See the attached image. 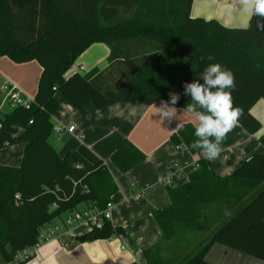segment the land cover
<instances>
[{
	"label": "trees",
	"instance_id": "1",
	"mask_svg": "<svg viewBox=\"0 0 264 264\" xmlns=\"http://www.w3.org/2000/svg\"><path fill=\"white\" fill-rule=\"evenodd\" d=\"M191 2L0 0V57L41 66L35 103L30 108H8L0 115V148L25 144L18 166L0 165L4 263L35 244L43 226L82 204L103 207L117 190L105 162H90L76 151L59 155L50 143L57 94L79 109L87 103L100 108L127 93L169 101V92H174L180 97L175 106L185 109L192 100L185 95L184 84L198 80L209 63H220L234 74L233 106L241 109L237 123L250 133L260 128L250 109L264 96V19L251 15L246 27L226 28L213 19L191 18ZM118 7L132 8V13L119 17ZM170 37L173 43H163ZM128 39L154 41L156 53L136 60L125 54L128 61L115 62L116 45ZM94 42L109 46L108 67L67 75ZM195 127L181 124L170 140L196 154L200 149L192 147ZM259 142L264 148V136ZM144 159L126 139L110 156L121 172ZM197 164L187 182L169 189L170 204L153 213L161 235L142 251L145 263L213 264L206 255L215 243L264 262V152L247 155L229 177L213 174L202 159ZM177 229H199L207 236L186 253H165ZM120 233L122 229L106 221L101 229L88 230L77 239L90 242Z\"/></svg>",
	"mask_w": 264,
	"mask_h": 264
},
{
	"label": "crops",
	"instance_id": "2",
	"mask_svg": "<svg viewBox=\"0 0 264 264\" xmlns=\"http://www.w3.org/2000/svg\"><path fill=\"white\" fill-rule=\"evenodd\" d=\"M122 9L117 8L119 17H128L132 13V8L128 11ZM250 16L243 11L241 0H192L190 7L191 18L213 19L226 28H244ZM167 26L171 27V24L167 23ZM165 40L163 43L166 44L175 41L172 37ZM116 46L114 61L119 62L128 61L125 54L134 60L151 57L156 53L157 44L150 40L128 39ZM109 54L110 48L106 43L94 42L76 58L66 74L70 75L75 70L86 73L93 68L105 69L109 65ZM15 64L18 63L0 57V73L17 86L21 84L30 89L17 73L22 74L30 67L37 71L38 83L41 66L36 61L22 63L25 65ZM24 88L21 90L27 93ZM36 90L37 87L32 90L33 95H27L34 97ZM56 97L59 106L51 115V121L53 126H61L62 129L52 131L49 141L59 155L76 151L90 162L102 160L106 163L117 188L110 196L113 203L110 223L122 229V233L108 239L80 242L77 237L84 230L74 229L63 244L47 243L37 249L31 259L21 264H146L142 251L154 244L161 235L153 213L170 204L169 189L187 182L188 174L198 167V159H202L213 174L229 177L247 155L264 152L259 142V138L264 136V96L250 109L260 122V128L250 133L236 122L221 141L218 156L212 160L202 157L200 150L193 155L172 143L170 135L181 124L198 126V121L184 108L171 105L174 119L170 123L167 118L161 120L155 113V107L166 100L151 96L140 99L127 93L121 99L100 108L87 103L76 109L63 96L57 94ZM70 126H73L72 130L68 129ZM125 139L140 150L145 159L128 171L121 172L111 163L110 156ZM13 147L18 149L12 150V145L0 149V165L20 164L25 144L19 143ZM16 153L19 158L15 162H7ZM83 206L86 205L78 207ZM62 219L51 223H58ZM190 231L181 232L185 234ZM210 252H218L215 255L217 260L206 257L213 264H264L218 243L212 245L207 255Z\"/></svg>",
	"mask_w": 264,
	"mask_h": 264
},
{
	"label": "clouds",
	"instance_id": "3",
	"mask_svg": "<svg viewBox=\"0 0 264 264\" xmlns=\"http://www.w3.org/2000/svg\"><path fill=\"white\" fill-rule=\"evenodd\" d=\"M243 11L264 19V0H241ZM212 57H209L211 60ZM202 81V82H201ZM234 88V74L220 63H209L198 80L184 84L185 95L191 97L192 103L184 111L193 115L198 121L194 136L197 138L192 147L200 149L202 157L212 160L220 152V144L241 115V109L233 106L231 90ZM169 101H162L156 108L161 120L167 118L170 123L175 113L179 95L169 92Z\"/></svg>",
	"mask_w": 264,
	"mask_h": 264
},
{
	"label": "built area",
	"instance_id": "4",
	"mask_svg": "<svg viewBox=\"0 0 264 264\" xmlns=\"http://www.w3.org/2000/svg\"><path fill=\"white\" fill-rule=\"evenodd\" d=\"M34 103V97L25 94L19 86L0 73V110L4 105L8 108L14 106L30 108ZM61 129V126L52 127L53 131H60ZM68 129L72 130L73 126H70ZM112 209L113 203L109 200L103 207L86 205L67 212L65 218L60 222L43 226L40 229L37 242L18 250L14 254L12 261L5 264H18L33 257L37 249L44 244L50 242L63 244L66 237L74 229L84 230V232L92 229H101L106 221L110 222Z\"/></svg>",
	"mask_w": 264,
	"mask_h": 264
},
{
	"label": "rangeland",
	"instance_id": "5",
	"mask_svg": "<svg viewBox=\"0 0 264 264\" xmlns=\"http://www.w3.org/2000/svg\"><path fill=\"white\" fill-rule=\"evenodd\" d=\"M25 64H27V63H25ZM25 64L18 63V64H15V65H25ZM28 65H31V64H28ZM35 65L38 66V64H35ZM17 73H18V76L20 78L25 80V82L28 85V87L30 86L31 88L30 89L29 88H24L23 85H21L17 81L16 82L20 84L19 86L22 89L24 88L27 91V93L24 91L26 94L33 95L32 90L37 87V84H36L37 83V77H38L37 71H33L32 68L27 67L25 69L24 73H22V74L19 73V72H17ZM9 74H10V72H9ZM6 109H8V107L6 105L2 106L1 110H0V115L2 114V111L6 110ZM13 145H16V144H13ZM13 145H12V150H15V148L18 149L17 147H13ZM6 147H9V146H4V147H2L0 149L6 148ZM17 158H19V156H17V153H16L15 157H13L10 161H7V162H15V160H17ZM61 217L64 219L65 215L63 214ZM58 219L59 218H56L54 220H58ZM213 227L214 226L211 224L210 228H213ZM176 233L177 234L174 237V239L171 242H169V243H167L165 245V253H167V251H170V252L171 251H176V252H180V253L181 252L186 253V252L190 251V249H192L194 246H196V244H198L202 239H204L207 236L206 232H203V231H201L199 229L187 232L185 234L182 233L180 231V229H177ZM204 233H206V234H204ZM217 254H218V252H216L215 254L213 252H210V254L206 255V257H208L211 260H217L218 258L216 259V256H215ZM1 263L3 264L4 262H3L2 258H1V255H0V264ZM18 264H21V263H18ZM220 264H223V262L220 263Z\"/></svg>",
	"mask_w": 264,
	"mask_h": 264
}]
</instances>
